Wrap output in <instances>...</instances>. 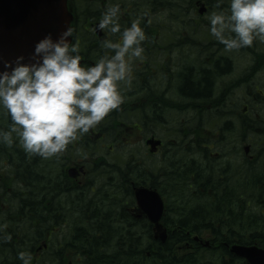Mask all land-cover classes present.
Wrapping results in <instances>:
<instances>
[{"label": "trees", "instance_id": "1", "mask_svg": "<svg viewBox=\"0 0 264 264\" xmlns=\"http://www.w3.org/2000/svg\"><path fill=\"white\" fill-rule=\"evenodd\" d=\"M195 1L150 0L151 25L166 20L167 30L177 37L171 42L167 38L168 44L223 45L211 34L207 18L201 23L192 18L198 12ZM204 2L209 15L228 9V0L219 7L217 0ZM71 4L86 9L83 16L76 15L75 28L79 35V31L89 35L85 24L102 19L114 0ZM133 19L137 17L122 20L121 29ZM234 50L245 53L244 73L225 77L216 91L219 69L204 60L193 67L192 59L183 57L180 89L192 97L163 102L167 129L162 134L166 133L169 148L164 165L146 176L144 152L130 148L117 155L114 211L109 197L99 200L90 188L74 186L71 180L62 186L60 162L19 151V168L32 174L0 177V226H6L0 229V264H22L20 251L30 253L31 264H246L230 246L258 242L264 247V43L254 41ZM216 65L222 68L219 62ZM127 104L122 102L120 108ZM171 113L175 115L168 119ZM120 115L128 127L143 123L142 109L114 115V124ZM164 117L158 109L152 111L150 126ZM116 126L114 142H119L120 125ZM243 143L250 145L248 154L240 147ZM5 146L9 145L0 142V148ZM52 164L55 176H50ZM135 186L155 188L165 199L162 223L169 231L165 241L156 238L154 225L145 216L138 218L132 211ZM92 213L95 216L88 220ZM84 220L85 225L77 224ZM206 232L210 240L195 239Z\"/></svg>", "mask_w": 264, "mask_h": 264}, {"label": "clouds", "instance_id": "2", "mask_svg": "<svg viewBox=\"0 0 264 264\" xmlns=\"http://www.w3.org/2000/svg\"><path fill=\"white\" fill-rule=\"evenodd\" d=\"M223 2L217 0V7ZM119 14V3L108 6L97 28L121 33ZM207 19L211 34L226 50L264 43V0H228L227 11H213ZM121 35L122 42L105 39L101 48L111 54L87 66L81 63L79 45L68 39L73 36L70 25L55 39L49 34L39 40L30 62H23V55L5 60L0 109L11 125L8 131L0 130V142L11 146L15 133L26 153L50 158L117 109L123 102L121 82L131 83L128 57L142 59V42L147 39L140 18L133 19ZM18 258L22 264L32 262L26 251H20Z\"/></svg>", "mask_w": 264, "mask_h": 264}, {"label": "flooded vegetation", "instance_id": "3", "mask_svg": "<svg viewBox=\"0 0 264 264\" xmlns=\"http://www.w3.org/2000/svg\"><path fill=\"white\" fill-rule=\"evenodd\" d=\"M72 1V0H71ZM103 1V0H102ZM120 4L119 23L122 24V20L128 21L129 18L133 17L140 18L142 27L145 30L147 39L142 42L144 52L143 58H132L128 57L131 63V83L121 82V93L123 96V102H128L127 106L110 111L105 118L100 121L95 127L91 128L87 133L78 134L77 138L72 140L66 147V149L53 157L48 158L51 163L55 161L60 162L63 166L60 176H63L62 186H66L70 181L74 186L83 188H90L92 192L98 195L99 200L103 198L109 202H112V210L114 211V159H107L105 149H110L108 153L114 154V130L118 127L114 124V115L118 113L126 114V111L133 112L134 110L142 109L144 111L143 123L133 122L128 130H134V127H140V131L143 130L145 133L144 140L146 149L145 158L146 161L144 170L145 175L151 174V169L156 171L157 168H161L164 165L165 155L169 151L166 143V133L162 134V131L166 130V120L163 115L164 121L159 124H153L150 126V116L152 111L159 110L163 107V102L166 100L180 101L181 99H188L192 97L187 92H181L182 86V66L183 57L189 56L192 60L189 61L191 65L197 66L200 60L207 61L208 64H213L216 69H219L220 73L215 75L219 76V80L214 81L216 83L213 86V90L216 91V87L219 86L225 77L230 78L236 77L238 74L241 75L244 72L243 66L245 65V53L242 51L226 50L224 45H213V44H195V45H183V44H168L176 39V35L173 37L172 32L167 30V22L162 18L161 21L153 23L151 25V14H150V0H114V4ZM207 4L204 0L196 1V6H199L198 12L192 13L194 20L206 21L209 12H200V9L205 8L203 5ZM82 5V4H81ZM71 4V9L75 15L81 13L78 16H83L86 9L83 7H74ZM206 10V8H205ZM164 17V15L162 16ZM96 21V20H95ZM99 19L96 22L85 24L84 29L89 35L84 34L83 31H79L75 28L74 20V41L75 44L79 45L80 55L82 57L81 63L85 66L94 63L93 57H100L101 55L108 53L111 54V50L101 48V43L105 39H111L112 34L107 29L96 30L94 25L99 23ZM132 21L128 22L127 26H130ZM97 25V24H96ZM95 25V26H96ZM164 27H166L164 29ZM123 28L121 29V33ZM121 33L114 34V42H122ZM171 33V35H168ZM168 38V39H167ZM171 38V39H170ZM167 39V40H166ZM180 37H178V40ZM89 40V41H88ZM187 53V54H183ZM224 59L230 61L226 63ZM222 68H219L216 63ZM238 63L239 66L236 69L234 66ZM227 65L230 69H227ZM243 92V91H242ZM211 97H214V92L211 93ZM166 116V115H165ZM7 119V120H5ZM4 120V121H3ZM5 122V126H3ZM11 124V119L6 115L5 110L0 109V126L6 131V124ZM137 124V125H136ZM132 129V130H131ZM116 131V130H115ZM154 138L159 139L161 144L157 146L155 151L151 150V145L146 141ZM18 147L14 148V152L8 154L6 149H3V154L0 155V177L1 176H31V172L28 169L19 168L20 157L17 155L19 151L23 152V148L19 141L15 143ZM88 147H94L92 152L88 151ZM95 148L97 150H95ZM106 153V152H105ZM88 155L90 159H88ZM152 160H156L153 163ZM52 164V172L50 176H55L54 165ZM159 170V169H158ZM75 177L71 178L70 172ZM101 171V172H100ZM58 176V174L56 175ZM102 199V200H103ZM138 218L142 217L139 213L136 215ZM63 225H67L63 223ZM71 264V263H69Z\"/></svg>", "mask_w": 264, "mask_h": 264}, {"label": "water", "instance_id": "4", "mask_svg": "<svg viewBox=\"0 0 264 264\" xmlns=\"http://www.w3.org/2000/svg\"><path fill=\"white\" fill-rule=\"evenodd\" d=\"M203 11L205 8L200 12ZM72 21L68 0H0V71L4 70L5 60L14 61L20 55L24 56L23 62H30L39 40L49 34L53 39L57 38ZM68 39L72 42V37ZM147 143L155 151L161 141L151 138ZM244 149L249 152L250 147L247 145ZM70 175L74 176L72 171ZM135 198L139 209L160 233L156 237L165 241L167 231L160 222L165 210L162 196L155 189L137 187ZM230 251L247 260L248 264H264V248L257 245L234 243Z\"/></svg>", "mask_w": 264, "mask_h": 264}, {"label": "rangeland", "instance_id": "5", "mask_svg": "<svg viewBox=\"0 0 264 264\" xmlns=\"http://www.w3.org/2000/svg\"><path fill=\"white\" fill-rule=\"evenodd\" d=\"M103 1H106V0H103ZM196 1H198V0H196ZM196 1H195V4H196ZM187 7L189 8V6H187ZM197 7L199 8V6H197ZM197 7H196V9H197ZM159 12H162V10H160ZM165 28L166 27H164V29ZM262 80H264V75L262 76L261 81ZM174 115L175 114L171 113L167 118L168 119L173 118ZM120 118H121V120L119 122L117 121L118 124L116 123V125H120L119 126V129H118L119 132H120L119 133V139H122V140L119 141V142H114V154L108 153V151L110 149L109 150L108 149H105V152L106 153L105 152H102L101 153V154H105V157L107 159H111V160L114 159V163H119V161H118L119 159L117 158L118 157L117 155H122L123 153L129 151L130 148H137L136 151L138 153L139 152L142 153V155H143L144 150L146 149L145 140H144L145 133L143 132V130H145V129H143V130L140 131V127L135 126L134 127V130L131 129L132 131H129L128 128H126V127H128L125 124L126 121L121 117V115H120ZM135 122H137V121H135ZM247 137L250 138V136H247ZM248 140L250 141V139H248ZM249 141L246 140V143H249ZM244 144L245 143H243V145ZM243 145H241L240 147L243 148ZM93 150H94V147H88V151L92 152ZM95 150H97V149L95 148ZM88 159H90L89 155H88ZM153 161H156V160H153ZM132 211H134L136 213H140V210H138L137 207L133 208ZM154 232H155V234L157 236L160 235V233L155 228H154ZM168 232L169 231L167 230V236H168ZM210 237L211 236H210L209 232H206L204 234V236H203V239L204 240H210ZM254 244H258V242L257 243L254 242ZM42 255H43V252H42Z\"/></svg>", "mask_w": 264, "mask_h": 264}, {"label": "bare ground", "instance_id": "6", "mask_svg": "<svg viewBox=\"0 0 264 264\" xmlns=\"http://www.w3.org/2000/svg\"><path fill=\"white\" fill-rule=\"evenodd\" d=\"M114 41V40H113ZM159 111H160V113L161 114H164L165 113V111H166V109H165V107H161V108H159ZM19 141V139H18V137L16 136V134L15 135H13V142H18ZM14 145L12 144L11 146H5V149L7 150L6 152L8 153V154H11V153H13L14 152V147H13ZM4 148V147H3ZM3 148H0V155H2L3 154ZM95 215H93V213L92 214H90L89 216H88V220L90 219V218H93ZM88 220H84L83 222H80V223H77L78 225H85V223L88 221ZM68 223H70V222H68ZM195 239L196 240H198V241H203V237L201 238L200 236H196L195 237ZM45 246L47 247V244H45Z\"/></svg>", "mask_w": 264, "mask_h": 264}]
</instances>
